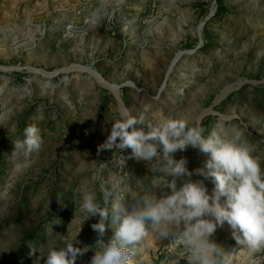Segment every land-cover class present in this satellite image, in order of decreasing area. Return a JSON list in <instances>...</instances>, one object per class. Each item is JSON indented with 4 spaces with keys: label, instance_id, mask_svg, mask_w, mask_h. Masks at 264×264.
<instances>
[{
    "label": "rangeland",
    "instance_id": "1",
    "mask_svg": "<svg viewBox=\"0 0 264 264\" xmlns=\"http://www.w3.org/2000/svg\"><path fill=\"white\" fill-rule=\"evenodd\" d=\"M126 114L198 122L205 136L230 140L238 131L264 169V0H0V264L74 239L89 248L76 264H90L98 221L82 223L79 193L130 207L153 191L160 162L127 159L130 149L97 153ZM30 125L42 150L13 155ZM172 155L192 173L177 188L203 180L211 195L212 179L197 172L208 155L191 146ZM113 236L108 224L103 241ZM212 239L230 264L264 255L240 248L227 223ZM182 255L151 228L135 259L188 264Z\"/></svg>",
    "mask_w": 264,
    "mask_h": 264
},
{
    "label": "clouds",
    "instance_id": "2",
    "mask_svg": "<svg viewBox=\"0 0 264 264\" xmlns=\"http://www.w3.org/2000/svg\"><path fill=\"white\" fill-rule=\"evenodd\" d=\"M111 125L106 140L98 146V154L130 149L127 159L147 164L158 161L161 166L156 171L164 175L159 183L152 181V192L136 197L130 207L123 201L110 203L107 195L102 206L93 190L79 193L82 223L92 217L98 221L91 225L97 234V247L92 249L90 264H137V246L151 228L156 229L160 240L178 241L185 254L181 258L188 264H230L225 251L212 239L225 223L240 248L253 254L264 253V169L253 155L254 149L241 140V133L234 130L231 140L216 131L205 136L198 122L190 124L181 118L166 117L151 123L143 115L131 114ZM44 143L41 129L30 125L24 129V138L13 142L12 154L30 158L42 150ZM187 146L209 157L207 171L197 172L212 179L215 186L211 195L203 180H189L177 188V179L192 173L186 160L177 161L172 154ZM161 186L170 189V193L157 198L154 189ZM108 224L114 229V236L105 243ZM77 243L76 239L65 240L62 246L49 247L46 254L32 249L29 255L40 253L34 264H40L41 259L44 264H76L77 258L89 250L74 246ZM253 264H264V255L255 257Z\"/></svg>",
    "mask_w": 264,
    "mask_h": 264
},
{
    "label": "trees",
    "instance_id": "3",
    "mask_svg": "<svg viewBox=\"0 0 264 264\" xmlns=\"http://www.w3.org/2000/svg\"><path fill=\"white\" fill-rule=\"evenodd\" d=\"M34 258L30 257L26 259V262H24V264H33Z\"/></svg>",
    "mask_w": 264,
    "mask_h": 264
}]
</instances>
